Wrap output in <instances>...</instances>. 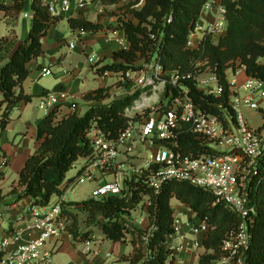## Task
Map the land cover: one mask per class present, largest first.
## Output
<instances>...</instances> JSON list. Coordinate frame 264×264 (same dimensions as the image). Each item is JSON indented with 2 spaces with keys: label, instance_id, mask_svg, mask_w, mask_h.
<instances>
[{
  "label": "trees",
  "instance_id": "1",
  "mask_svg": "<svg viewBox=\"0 0 264 264\" xmlns=\"http://www.w3.org/2000/svg\"><path fill=\"white\" fill-rule=\"evenodd\" d=\"M207 1L133 0L120 5L125 13L124 19L119 20L120 27L129 46L116 50L113 61L101 66L99 72L139 70L141 67L137 63L143 60L146 63L156 61L165 71L187 75L194 74L201 66L198 63L206 61L224 87L222 95H205L197 89L193 78L184 80L183 84L202 110L225 120L222 111L216 107V103H223L233 116L229 107L226 70L239 63L245 65L247 75L264 79V0H221L226 8V34L217 44L212 41V35H207L199 48L188 49L190 32ZM95 2L108 6L119 4L121 0L91 1ZM28 9L33 11V17L26 37L22 41L16 37H0V130L6 129L13 110L21 101L32 100V95L23 90V83L30 73L29 64L42 54V38L61 17L50 15L43 0H11L9 5L0 2V14L4 12V17L13 14V31L18 15ZM85 10L68 19L71 28L85 32L102 29V24L87 19ZM137 97L135 94L112 99L110 87H101L84 95L85 99L98 102L84 115L76 112L62 114L58 106L48 112L37 125L39 146L27 158L10 192L14 201L29 198L33 206L45 207L55 197L68 192L83 167L75 176L67 177L68 172L80 158L92 155L90 130L99 127L108 137L115 138L129 121H141L142 113L126 112ZM179 149L196 157L208 147L185 125L179 137ZM4 176L5 172L0 170V180ZM258 178L261 183L252 194L258 212L250 225L252 239L245 254L246 264H264V165L259 168ZM129 186L131 196L110 195L102 199L91 197L62 202L61 218L65 221V232L74 242H92L96 240L94 232L98 228L108 240L132 243L133 250L122 256V262L169 264L174 260L167 238L174 231L175 210L171 201L175 198L210 225L203 240L205 253L200 256L199 263L213 264L225 255L222 242L228 233L238 228L241 218L223 203L214 204L212 192L180 180L165 182L158 193L140 182H130ZM140 204L148 217L145 227L132 225L126 220Z\"/></svg>",
  "mask_w": 264,
  "mask_h": 264
},
{
  "label": "built area",
  "instance_id": "2",
  "mask_svg": "<svg viewBox=\"0 0 264 264\" xmlns=\"http://www.w3.org/2000/svg\"><path fill=\"white\" fill-rule=\"evenodd\" d=\"M90 3L91 0H50L44 2V6L50 15L57 17L77 14ZM205 11L215 12L209 24H205ZM24 16L29 18L30 14L25 11ZM226 27V8L217 0H208L196 19L186 47L199 48L206 34H224ZM116 41L120 49L129 46L126 35L117 37ZM71 47L75 45L72 43ZM96 60V54L89 58L91 63H96ZM151 64L154 73L148 77L142 75L141 69L116 72L119 80H133L132 84L142 90L126 112L142 113L143 119L129 121L115 138L108 137L99 127H93L88 135L92 155L84 158L86 164L81 167L82 173L72 182L71 188L101 180L102 175L109 174L112 178L99 183L91 192L92 198L131 196L132 191L125 184V178L148 185L156 193L170 180L188 181L209 190L215 197L214 204L223 203L241 218L238 228L228 233L222 242L225 255L213 264H246L245 254L252 239L250 225L258 212L252 194L261 183L259 168L264 165V114L261 115V125L253 126L246 109L264 110V79L246 75L245 80L239 83L238 78L246 67L237 63L231 77L227 78L229 107L233 116L223 103H216L224 115L225 120H222L217 114L202 110L183 84L184 80L193 78L197 89L205 95L221 96L224 87L214 70L198 78L195 73L186 75L173 70L165 71L156 61ZM51 74H54L51 67L42 68V75ZM57 103L56 95L49 94L42 106L50 112ZM185 125L207 145L208 150L196 157L180 151L179 137ZM132 156L139 158L137 164L128 162ZM3 162H6L5 158ZM127 170L130 177L125 173ZM64 201L62 196L45 207L29 205L27 213L32 219L6 235L0 243V264L50 263L55 247L46 249V245L65 231V221L61 218ZM2 213L0 210V219ZM174 217V231L167 238L173 259L187 248L189 233L200 236L198 242H203L210 229L209 223L196 214L194 222L182 220L179 214H174ZM147 218H142L140 222L147 221ZM186 227L190 230L187 231Z\"/></svg>",
  "mask_w": 264,
  "mask_h": 264
},
{
  "label": "crops",
  "instance_id": "3",
  "mask_svg": "<svg viewBox=\"0 0 264 264\" xmlns=\"http://www.w3.org/2000/svg\"><path fill=\"white\" fill-rule=\"evenodd\" d=\"M43 1L47 2L50 0ZM217 1L221 2V0ZM0 2L9 5L11 0H0ZM106 7L100 5L98 11L102 12ZM91 13L85 12L87 19L103 25V28L97 32H85L79 28H71L68 19L70 17H77V14L63 15L49 28L47 34L42 38L43 52L39 57L30 62V73L23 83L24 92L32 95V100L28 102L21 101L13 110L11 121L6 129L0 130V170L5 172L4 178L0 180V210L3 212L0 219V229L3 228L1 225L2 221L9 224L8 229H2V239L6 235L13 233L16 229L22 228L27 220L32 219L31 214L27 213V207L32 204L31 199L24 198L21 201L15 202L10 192L17 182L19 172L24 167L27 158L39 146V142L36 139L37 125L49 112V110L47 111L42 106L47 95H56L58 98L56 106H58L60 113L76 112L79 115H84L92 105L98 103L84 98L86 93L98 88L110 87L112 99L126 96V94H122L120 89H116L114 85L118 81L116 72L107 71L100 73L98 70L104 64L112 62L114 52L120 49L116 38L125 37V33L120 27L119 22L120 18L124 19V17H121V15L117 17H92ZM214 13V11L203 12L206 20L205 24L211 22ZM0 17H4V12L0 14ZM63 21H67L69 24L70 42L66 41L63 31L59 29V25ZM0 22L4 24L7 35L9 30L7 24L2 19ZM19 26V22H17L16 30ZM30 26L24 20L20 26L22 35L17 30L19 41H22L26 37ZM1 35L5 34L1 32ZM72 43L75 45L74 48L71 47ZM63 44L68 46H63ZM93 48L95 49L89 54L88 51ZM93 54L97 55L96 63L89 61V58ZM82 60L84 61L83 65L81 64ZM87 65L89 68L88 75L82 78V74L85 72L84 66ZM43 67H51L55 73L54 78L44 80L45 77L50 75H42ZM246 75L247 73L244 71L239 76V83L245 80ZM246 115L248 119L249 117L258 115L260 118L259 125H261V112L246 109ZM3 158L6 159L5 163L3 162ZM111 178L112 176L105 174L101 180L91 182L93 185L91 192L99 183L108 181ZM63 198L65 201H71L68 198V192L63 195ZM174 199H172L171 204L175 210V215L179 214L180 218L184 221L190 220L194 222L195 212L177 199L173 202ZM19 204L20 207L17 208ZM136 211L132 210L131 215L126 220L132 225L145 227L147 224L141 223V220L135 217ZM144 222L147 221L145 220ZM186 230L189 231L190 229L186 227ZM95 237L96 240L92 242H74L71 236L63 231L60 236L50 240L46 245V249H53L55 247L51 262L45 263L41 261L36 264H127L120 259L123 255L129 254L133 250V245L130 241L108 240L104 238L101 231L96 233ZM186 244L187 248L185 250L196 249L195 244H198L197 249L199 251L204 248L202 243H196L191 238L188 239ZM201 252L204 253V250H201Z\"/></svg>",
  "mask_w": 264,
  "mask_h": 264
},
{
  "label": "rangeland",
  "instance_id": "4",
  "mask_svg": "<svg viewBox=\"0 0 264 264\" xmlns=\"http://www.w3.org/2000/svg\"><path fill=\"white\" fill-rule=\"evenodd\" d=\"M129 1H133V0H121V3L119 4H113V5H108L104 11L102 12H99L98 9H99V6L100 4H97L99 2H95V3H90L88 5V8H86L87 10H85L86 12H92L91 14L93 15L92 17H117L119 15H121V17H125V13H124V10L121 8L122 5L128 3ZM141 4V3H140ZM140 4L137 5V7L140 6ZM121 5V6H120ZM27 12L30 14V17L29 18H25L24 17V13H20L18 15V20L17 22H19V25L21 26L22 23L24 22V20L27 21L28 24L31 25V20H32V17H33V11L31 9H28ZM79 14V12L77 13V15ZM13 14H8L7 17H0V20H4L5 24H7L9 30H8V33L6 35V29L4 27V24L0 22V33L2 32L3 34L5 35H1L0 37H6V36H9V37H16L17 40H18V36H17V30L19 32V34L22 35V30H21V27L19 26V28L16 30V27H15V30L13 31V28H12V24H13ZM214 18H212V21H213ZM16 22V24H17ZM210 22H208L209 24ZM227 26H228V23H227ZM30 28V27H29ZM59 29L63 31L64 33V38L66 39L67 42H70L71 41V38H70V27H69V24L67 21H63L60 25H59ZM227 29V27H226ZM14 32V33H13ZM226 34V31L224 34H216V35H212V41L214 43H218L219 40L221 39V37H223L224 35ZM199 36V35H198ZM207 36V34L205 35ZM204 36V37H205ZM202 37V36H201ZM203 37V39H204ZM63 46H68V45H64ZM95 48L93 49H90L88 52L89 54H91L93 52ZM240 61V60H238ZM264 61V60H262ZM83 60L81 61V64L83 65ZM198 65H201L198 70L195 72V75L198 77V78H202V77H205L207 76L208 74H210L212 72V67L210 64H208L206 61L204 62H199ZM137 66L141 67V71H142V75L144 77H148L150 76L152 73H154V69H153V66L151 63H146L145 61L141 60L137 63ZM85 69L82 74V78H85L87 77L88 75V65L87 66H84ZM235 66H232V68H228L226 70V75H227V78L231 77V74H232V69H234ZM55 76V73L54 74H51L50 76L48 77H45L44 80H50L51 78H54ZM118 81L115 82V86H116V89H120V91L122 92V94H126V96H129V95H138V98H139V95L141 93L142 90L138 89L137 86L133 85L132 84V81L133 80H127L125 82L124 81H121L119 80V77L116 76ZM48 111V110H47ZM262 111V112H261ZM261 115L264 114V110H261ZM250 116V114H249ZM145 117V116H144ZM143 119V118H142ZM141 119V121H142ZM249 121L250 123L253 125V126H257L260 124V118L258 115L256 116H253V117H249ZM130 162L131 164H137L139 162V158L138 157H130V160L128 161ZM86 164V160H84L83 158H80L75 166L73 167V169H71L68 174H67V177H72V176H75L79 169L84 166ZM129 170L125 171V173L127 174V177H130V173L128 172ZM125 174V176H126ZM109 175V174H107ZM133 175V174H132ZM101 176V175H100ZM103 176V175H102ZM130 179H126L125 178V184H127V187L130 189ZM93 185L91 182H86L84 184H79L77 185L76 187L74 188H70L69 191H68V198L69 200L71 201H81V200H84V199H88L89 196H91V189H92ZM91 198V197H90ZM173 202H175V199L173 200ZM135 210H137L135 212V217L137 219H142V218H147V215L146 213L144 212V209H143V205L140 204ZM145 215V216H144ZM141 223L143 224H148V218H147V222H144L142 221ZM2 225V229H8L9 227V224L5 221H2L1 223ZM147 226V225H146ZM2 229H0V243L2 241ZM99 229L98 228H95V234L96 233H99ZM192 239L194 241H196V243L198 242V240H201L200 239V236H197V235H192L190 234L189 238L188 239ZM205 239V238H204ZM202 239V241L204 240ZM203 244V242H200V244ZM195 246L198 248V244H195ZM195 249L193 248L192 250H183L182 252L178 253L177 256H175L174 260L170 261L169 264H200L199 263V260H200V256L203 254L201 252V250L203 251L204 250V253H205V248H202L200 251L198 249Z\"/></svg>",
  "mask_w": 264,
  "mask_h": 264
}]
</instances>
